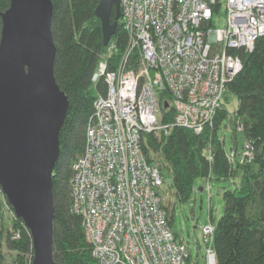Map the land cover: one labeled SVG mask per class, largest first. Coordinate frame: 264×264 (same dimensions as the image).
<instances>
[{"label":"built area","instance_id":"built-area-1","mask_svg":"<svg viewBox=\"0 0 264 264\" xmlns=\"http://www.w3.org/2000/svg\"><path fill=\"white\" fill-rule=\"evenodd\" d=\"M223 1L225 25L216 27ZM121 11L129 40L115 68L105 58L93 74L105 75L108 87L95 99L73 165L72 208L98 264H199L170 224L164 180L144 154L142 135L167 127L165 102L173 124L197 131L222 107L232 111L228 84L242 62L229 49H252L264 34V0H121ZM214 229L205 223L196 246L205 264H218Z\"/></svg>","mask_w":264,"mask_h":264},{"label":"trees","instance_id":"trees-1","mask_svg":"<svg viewBox=\"0 0 264 264\" xmlns=\"http://www.w3.org/2000/svg\"><path fill=\"white\" fill-rule=\"evenodd\" d=\"M99 1L53 0L52 32L57 47L54 73L69 99L53 170L55 264H98L82 215L72 208L73 165L84 151L95 99L98 93L107 92L105 75L93 80V74L105 58L109 68H115L129 40L120 18L110 41L104 44L101 20L95 13ZM9 5L10 0H0V11ZM1 28L0 15V35ZM229 51L242 62L228 84L236 97L232 111L229 106L222 107L212 124L197 131L173 124L172 107L161 105L162 121L167 127L144 132L142 146L147 160L159 167L166 185L160 190L162 195L165 189L172 190L174 201L188 202L198 178L229 181L221 191L223 214L216 219L210 210L218 264H264V34L256 38L252 49ZM223 125L230 126L229 150L225 136L219 132ZM246 150L248 154L241 157ZM164 205L172 225L173 207L170 210ZM0 212V264L10 258L13 264H32L30 229L15 214L1 186Z\"/></svg>","mask_w":264,"mask_h":264},{"label":"water","instance_id":"water-1","mask_svg":"<svg viewBox=\"0 0 264 264\" xmlns=\"http://www.w3.org/2000/svg\"><path fill=\"white\" fill-rule=\"evenodd\" d=\"M95 13L107 44L121 0H100ZM0 15V186L30 229L32 264H55L53 170L69 99L54 73L53 0H10Z\"/></svg>","mask_w":264,"mask_h":264},{"label":"rangeland","instance_id":"rangeland-1","mask_svg":"<svg viewBox=\"0 0 264 264\" xmlns=\"http://www.w3.org/2000/svg\"><path fill=\"white\" fill-rule=\"evenodd\" d=\"M213 23L216 27H224L225 25V2L220 8V10L215 14L213 18ZM231 106L233 107L236 103V97L230 93L229 95ZM221 136H225L226 149L229 150L231 137H230V126L222 128L219 130ZM242 156V155H241ZM167 180L170 181V175L168 174ZM229 181L218 180L215 178L203 179L198 178L195 181L194 193L188 202L181 203L179 201H174V194L172 190H164V203L170 206L173 221L172 227L178 233V237L184 239L188 242L193 255L196 256L198 253L201 258L199 264H205L202 258L203 250L198 246L202 242V230L201 227L211 221L210 210L212 209L215 218L217 219L223 214L224 210V199L222 196V187L229 186ZM166 186V185H165ZM163 185L162 187L165 188ZM3 213L5 217L7 216L6 208H3ZM1 215V212H0ZM7 224L9 223L6 217ZM5 264H13L12 259H8Z\"/></svg>","mask_w":264,"mask_h":264}]
</instances>
